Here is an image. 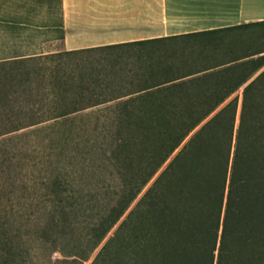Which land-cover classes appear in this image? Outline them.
<instances>
[{
    "label": "trees",
    "instance_id": "1",
    "mask_svg": "<svg viewBox=\"0 0 264 264\" xmlns=\"http://www.w3.org/2000/svg\"><path fill=\"white\" fill-rule=\"evenodd\" d=\"M256 26L1 60L0 141L55 124L74 138L31 203L0 197V264H264V47L215 33ZM197 34L226 51L143 48ZM94 49L140 50L136 80L112 88L121 69L76 78L60 60Z\"/></svg>",
    "mask_w": 264,
    "mask_h": 264
},
{
    "label": "crops",
    "instance_id": "2",
    "mask_svg": "<svg viewBox=\"0 0 264 264\" xmlns=\"http://www.w3.org/2000/svg\"><path fill=\"white\" fill-rule=\"evenodd\" d=\"M262 19L264 0H56L50 37V0H0V61Z\"/></svg>",
    "mask_w": 264,
    "mask_h": 264
},
{
    "label": "rangeland",
    "instance_id": "3",
    "mask_svg": "<svg viewBox=\"0 0 264 264\" xmlns=\"http://www.w3.org/2000/svg\"><path fill=\"white\" fill-rule=\"evenodd\" d=\"M55 13L56 0H50V37L58 35L57 30L52 28V20ZM159 26L160 29L158 28ZM167 26L168 23L159 22V24L153 23L151 28H155V31H163L164 29L167 30ZM215 33L223 36L224 42L220 44L224 43V46L226 45L225 42H236L241 40V44L237 46L240 47L238 48L240 50L241 46L245 50L264 47V30L257 26L249 27L248 29L217 31ZM205 35L206 34H197L161 39L155 41V43L144 44L143 48L154 47V49L158 51H168V49H172V47L174 49V47H176L177 52L187 55L185 57H196L199 56L200 53H203V55L214 56L218 59L226 50L222 45L213 51L211 47H214L216 43H212V38L210 37L204 39ZM52 43L54 44L52 45ZM56 46L57 42H50V48ZM237 47L230 45L228 47L230 49L228 53L225 54V57L237 54V52L239 53ZM187 53H189V55ZM142 55L141 51L136 49L130 53H123L121 49L111 51L107 49H94L74 52L68 56H63L60 60L64 62L67 61L69 70L74 73L76 78L78 73H96V70L99 68L102 70L101 72H97V74L109 72L113 69H121L119 73L120 80H117V77L114 78V84L112 85V88H119L121 86H130V81L136 80V78L132 76V73L140 71L139 65L141 64V60H143ZM201 55L199 57H202ZM172 57V59H174V55ZM174 61L177 62L176 60ZM191 62H193L191 59L188 60L189 64ZM203 63L207 62L199 60L190 65L195 68L200 67ZM261 68L259 70H261ZM239 91L240 88L238 92ZM69 127V125L55 124L35 129L22 136L0 141V197H3L4 201L8 199L9 203L7 204V209L9 211L18 213L19 210H21V201H23L24 205H27V203L31 201L32 196L41 195L43 193L42 182L47 174V169L52 163L64 159V152H66L65 138L68 137L69 140H73L74 138V133L69 132L67 129ZM112 229L107 235L111 233ZM58 255L56 251L50 254L51 257H56ZM91 258L92 256L83 264H88Z\"/></svg>",
    "mask_w": 264,
    "mask_h": 264
},
{
    "label": "water",
    "instance_id": "4",
    "mask_svg": "<svg viewBox=\"0 0 264 264\" xmlns=\"http://www.w3.org/2000/svg\"><path fill=\"white\" fill-rule=\"evenodd\" d=\"M242 86H243V85H242ZM242 86L240 87V90H241Z\"/></svg>",
    "mask_w": 264,
    "mask_h": 264
}]
</instances>
